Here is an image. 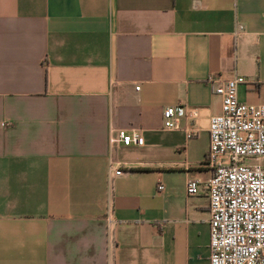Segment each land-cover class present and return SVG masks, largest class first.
Segmentation results:
<instances>
[{
	"label": "crops",
	"instance_id": "obj_1",
	"mask_svg": "<svg viewBox=\"0 0 264 264\" xmlns=\"http://www.w3.org/2000/svg\"><path fill=\"white\" fill-rule=\"evenodd\" d=\"M211 74L264 104V0H0V264H209Z\"/></svg>",
	"mask_w": 264,
	"mask_h": 264
},
{
	"label": "built area",
	"instance_id": "obj_2",
	"mask_svg": "<svg viewBox=\"0 0 264 264\" xmlns=\"http://www.w3.org/2000/svg\"><path fill=\"white\" fill-rule=\"evenodd\" d=\"M207 82L221 99L220 112L208 123L209 264H264V164L246 162L264 161V104L239 100L238 87L249 82L243 75L220 79L211 74ZM182 116L181 105L165 108L163 127L181 129ZM183 130L187 137L195 135L191 127ZM114 140L125 146L144 144L136 131L119 130ZM197 185L198 180H188L186 193L195 194ZM157 188L162 191L164 185Z\"/></svg>",
	"mask_w": 264,
	"mask_h": 264
},
{
	"label": "rangeland",
	"instance_id": "obj_3",
	"mask_svg": "<svg viewBox=\"0 0 264 264\" xmlns=\"http://www.w3.org/2000/svg\"><path fill=\"white\" fill-rule=\"evenodd\" d=\"M246 162H248V163H261V164H264V161L262 160V159H258V160H256V159H251V160H247Z\"/></svg>",
	"mask_w": 264,
	"mask_h": 264
}]
</instances>
